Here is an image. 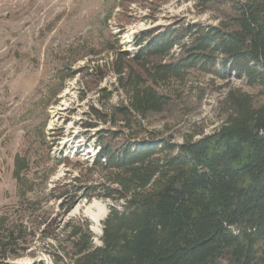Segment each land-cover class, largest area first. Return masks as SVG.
Segmentation results:
<instances>
[{
  "label": "trees",
  "instance_id": "trees-1",
  "mask_svg": "<svg viewBox=\"0 0 264 264\" xmlns=\"http://www.w3.org/2000/svg\"><path fill=\"white\" fill-rule=\"evenodd\" d=\"M185 1L214 7L219 22L176 17L172 25L135 34L131 52L105 38L91 51L114 52L110 63L78 70L87 87H99L109 71L115 79L111 89L98 88L81 122L88 131L99 128L91 165L55 182L47 195L59 201L63 216L79 197L120 203L109 206L99 244L87 219H33L34 194L47 189L54 170L41 172L25 145L13 158L16 202L0 208V264L33 256L35 236L53 264H264V100L257 98L264 97V0ZM69 69L47 81L39 98L44 105L55 103L76 74ZM195 71L228 87L219 124L179 142L148 129L151 115L176 109L178 84ZM232 78L241 86L229 87ZM114 93L121 98L112 103ZM50 239L54 246L45 242Z\"/></svg>",
  "mask_w": 264,
  "mask_h": 264
},
{
  "label": "rangeland",
  "instance_id": "rangeland-1",
  "mask_svg": "<svg viewBox=\"0 0 264 264\" xmlns=\"http://www.w3.org/2000/svg\"><path fill=\"white\" fill-rule=\"evenodd\" d=\"M219 14L214 7L201 10L194 2L185 0H0V208L16 202L11 176L13 158L29 145L32 160L40 171L46 166L54 170L46 183L47 189L34 194L39 204L34 206L38 210L33 219L58 220L60 224L69 218L87 219L94 241L99 244L105 217L96 232L86 208L97 201L109 211V206L120 209V203L79 197L63 216L59 201L47 195L49 188L63 177H78L80 170L84 173L97 151L93 134L99 128L88 131L81 122L86 119L88 105L96 103L98 88L111 89L115 78L109 71L99 87L91 82L87 87L84 84L87 78L79 68L110 63L114 52L93 55L91 51L105 38L120 50L131 52L135 48L134 36L142 30L172 25L176 17L183 22L215 25ZM83 51L91 54L76 60ZM68 67L76 74L65 81L55 103L44 105L39 98L48 87L47 81H52L57 71L67 73ZM228 83L229 87L241 86L234 78ZM225 84L210 74L193 72L188 81L178 84L180 99L176 109L151 115L146 127L161 130L163 136L170 135L176 142L183 134L198 129L210 132L220 122L219 102L228 90ZM82 94L86 98L81 101ZM118 95L113 94L112 103L120 100ZM257 98L264 100L263 96ZM61 156L68 158L54 166ZM86 177L92 178L90 174ZM45 242L56 244L51 239ZM43 245L35 236V254L10 260V264H53Z\"/></svg>",
  "mask_w": 264,
  "mask_h": 264
},
{
  "label": "bare ground",
  "instance_id": "bare-ground-1",
  "mask_svg": "<svg viewBox=\"0 0 264 264\" xmlns=\"http://www.w3.org/2000/svg\"><path fill=\"white\" fill-rule=\"evenodd\" d=\"M86 213L93 221V229L96 232H99L101 220L107 213L105 206L97 201H94L92 204L88 205V207L86 208Z\"/></svg>",
  "mask_w": 264,
  "mask_h": 264
},
{
  "label": "water",
  "instance_id": "water-1",
  "mask_svg": "<svg viewBox=\"0 0 264 264\" xmlns=\"http://www.w3.org/2000/svg\"><path fill=\"white\" fill-rule=\"evenodd\" d=\"M107 213H108V211H107ZM107 213H106V215H107ZM106 215H105V217H106ZM102 234V233H101Z\"/></svg>",
  "mask_w": 264,
  "mask_h": 264
},
{
  "label": "built area",
  "instance_id": "built-area-1",
  "mask_svg": "<svg viewBox=\"0 0 264 264\" xmlns=\"http://www.w3.org/2000/svg\"><path fill=\"white\" fill-rule=\"evenodd\" d=\"M262 134V132H260Z\"/></svg>",
  "mask_w": 264,
  "mask_h": 264
}]
</instances>
